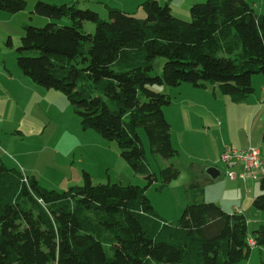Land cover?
Masks as SVG:
<instances>
[{
  "label": "trees",
  "instance_id": "obj_1",
  "mask_svg": "<svg viewBox=\"0 0 264 264\" xmlns=\"http://www.w3.org/2000/svg\"><path fill=\"white\" fill-rule=\"evenodd\" d=\"M27 5L0 0V10L9 13ZM141 6L144 18L108 7L105 20L74 2L38 0L30 18L47 22L25 24L16 52L24 74L62 91L83 127L115 140L149 185L158 178L139 130L146 131L157 161L178 155L164 112L173 96L154 87L210 84L244 101L254 92L253 76L264 75V15L247 0L195 3L189 21L175 16L169 3L145 0ZM88 23L93 33L85 30ZM160 56L162 74L154 75ZM160 171L159 190L180 173L173 163ZM147 186L94 183L84 172L82 185L60 192L1 164L0 264H236L253 246L264 248V224L250 232L244 214L215 202H190L176 222L164 220ZM260 189L253 206L264 210V176Z\"/></svg>",
  "mask_w": 264,
  "mask_h": 264
},
{
  "label": "rangeland",
  "instance_id": "obj_2",
  "mask_svg": "<svg viewBox=\"0 0 264 264\" xmlns=\"http://www.w3.org/2000/svg\"><path fill=\"white\" fill-rule=\"evenodd\" d=\"M168 1L172 3L186 2L189 8L187 18H179L189 21L191 19V6L207 0ZM261 1L258 0L257 2ZM175 12L173 14L177 16ZM0 13L12 15V13L1 10ZM257 14L264 15L261 12ZM136 17L144 18L145 16L138 12ZM28 18L30 21L27 24L31 25L32 22L38 24L30 18V15ZM102 18L106 20L109 17L107 15ZM16 24L21 26L18 21L15 23H10L5 19L0 21V30L12 28V33H6L5 37L0 34V57L2 59V54L5 55L8 68L16 69L13 76L14 80L10 82L11 92H7L6 97L0 99V114L8 121L7 125L11 129L6 133L10 144L8 151H5L6 155H9L18 164L24 175L33 176L41 187L49 190L54 189L63 192L71 187L82 185L84 172L90 174L94 183L147 186L146 177L135 172L132 166L121 156L120 148L115 140L105 139L96 131L83 127L80 115L74 110L62 91L47 89L35 83L18 67L16 47L19 46L24 31L23 28L19 27L17 31H13ZM44 24L46 23L41 24V26ZM87 25L89 26H86L85 30L93 33L94 24L88 23ZM10 34H12V46L7 44ZM164 61L165 59L161 56L156 58L154 75L162 74ZM257 75L260 74L254 75L253 78H256ZM154 89L168 93L170 88L155 86ZM2 90L4 89L2 88ZM194 107L199 108L198 106ZM226 113L228 114L227 127H225L223 134L218 132L214 126L203 131L202 134H194L195 139H192L194 145L188 146L186 142H183L181 149L174 146L178 150V155L171 160L158 158L157 161L152 153L146 131L143 128L139 130L150 170L158 178L157 181L146 187V194L164 220L176 222L181 216V213H179L180 215L176 213L179 200L182 204V200L187 198L188 194L192 195L189 198H194L196 195L197 188L194 189L191 186L192 181L189 185H186L184 181L188 174L184 168V166L188 167V156L193 154L197 158V163L204 165L205 161L201 160L215 156L217 147L227 143V146H231L230 138L235 142L244 139L247 124L245 113L231 107L227 108ZM189 116L191 114L187 113L186 118ZM175 137L176 141H180L179 134H176ZM177 157H180L183 166L178 163L179 158L177 159ZM171 163L179 169L180 173L165 188L159 190L162 183L160 169ZM217 166L223 167L220 163H217ZM203 182L205 181L201 180L200 183L203 185ZM191 202H197V200ZM173 218H177V220ZM249 230L252 232L254 229L249 228ZM259 261L261 262L260 258Z\"/></svg>",
  "mask_w": 264,
  "mask_h": 264
},
{
  "label": "crops",
  "instance_id": "obj_3",
  "mask_svg": "<svg viewBox=\"0 0 264 264\" xmlns=\"http://www.w3.org/2000/svg\"><path fill=\"white\" fill-rule=\"evenodd\" d=\"M37 1L38 0H27V8L18 13H12V15L0 13V21L5 19L10 23H15L16 21L21 23V26L20 24H16L13 31H17L18 27L23 28V26L30 21L28 18L30 11L33 9ZM41 1L53 4L74 2L79 7L92 8L98 11L102 17L108 15V7L118 8L134 14L139 12L142 16H144L141 5L145 0ZM158 1L162 4L169 3L173 13L177 11L175 13L178 17L187 18L186 15L189 13V8L186 2L172 3L168 0ZM247 1L255 10V13H264V0H260L261 2H257L258 0ZM32 20L38 23L35 24L32 22L35 25H41L47 22L45 17L38 15H34ZM6 33H12V28L0 30V34L3 35L2 37H5ZM11 36L12 34L9 35L10 40ZM12 45L13 44L11 40V44L9 46ZM2 57V59L0 57V99L2 97H6L7 92H11L10 82L14 80L13 76L16 73V69L8 68L6 56L2 54ZM253 85L254 92L242 102L232 101L229 96L222 94L218 87L210 84H207L206 87L196 88L189 83H182L179 87L168 89V92L172 96L174 95V99L170 105L165 106L164 112L167 120L172 126V143L175 147L181 149L183 142H186L188 146H193L194 143L192 139H195L194 134H202L203 131H206L213 126L218 132L223 134L225 127H227L228 114L226 113V110L227 108L231 107L240 111L241 113H245L247 122L245 126L246 131L244 132L243 137L244 139L240 142H235V140L230 138L229 140H231V147L237 149L255 147L259 150L260 157L263 160L262 168L256 171L254 174L249 175L246 180H233L227 176V172L230 170V168L220 161L221 152L224 146H226L228 143L217 147L215 156L201 160L205 161L204 165L197 163V158L193 154L189 155L188 167L184 166L188 172L184 179L185 184L189 185L191 181H198L200 187L197 188L194 198H189L192 195L188 194L187 198L182 200V204L181 200H179L180 203L177 205V214L181 213L184 206L190 203L192 200H197V202L210 201L217 203L227 212H239L244 214L247 218L249 228L256 229L259 225L264 224V210L256 209L253 206L254 198L262 193L260 189V179L264 176V140L262 137L264 130V75L260 74L257 75L256 78L254 77ZM2 88L4 90H2ZM194 106H198L199 108H195ZM187 113L191 114V116L188 118H186ZM7 123L8 121L5 119V117L0 114V165L5 164L8 167L19 168L18 164L12 160L9 155H6L10 145L8 143L6 133L7 131H11ZM175 129H177L176 132ZM4 131L6 135L4 134ZM176 134L180 135V141H176ZM177 159L178 163L183 166L180 157H177ZM217 163L222 164L223 167L220 168L217 166ZM211 166H215L221 171L219 178L211 179L206 174V169ZM236 170L237 172H241L243 167L239 165ZM201 180L205 181L203 182V185L200 183ZM173 219L177 220V218ZM259 258L261 262L259 261ZM236 264H264V248L253 246L249 258Z\"/></svg>",
  "mask_w": 264,
  "mask_h": 264
},
{
  "label": "built area",
  "instance_id": "obj_4",
  "mask_svg": "<svg viewBox=\"0 0 264 264\" xmlns=\"http://www.w3.org/2000/svg\"><path fill=\"white\" fill-rule=\"evenodd\" d=\"M220 159L230 168L227 176L233 180H246L249 175L254 174L263 166L259 150L255 147L237 149L226 145L221 152ZM239 165L243 167L241 172H237L236 170ZM251 244H254L253 240H251Z\"/></svg>",
  "mask_w": 264,
  "mask_h": 264
},
{
  "label": "water",
  "instance_id": "obj_5",
  "mask_svg": "<svg viewBox=\"0 0 264 264\" xmlns=\"http://www.w3.org/2000/svg\"><path fill=\"white\" fill-rule=\"evenodd\" d=\"M206 174L209 176V178L211 179H217L220 177L221 175V171L215 167V166H211V167H208L206 169Z\"/></svg>",
  "mask_w": 264,
  "mask_h": 264
}]
</instances>
